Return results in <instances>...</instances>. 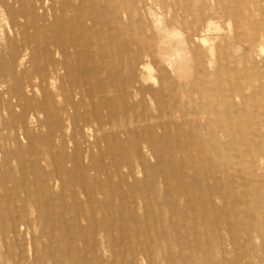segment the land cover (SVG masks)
I'll return each instance as SVG.
<instances>
[{
    "label": "rangeland",
    "instance_id": "374dc122",
    "mask_svg": "<svg viewBox=\"0 0 264 264\" xmlns=\"http://www.w3.org/2000/svg\"><path fill=\"white\" fill-rule=\"evenodd\" d=\"M0 264H264V0H0Z\"/></svg>",
    "mask_w": 264,
    "mask_h": 264
},
{
    "label": "bare ground",
    "instance_id": "6f19581e",
    "mask_svg": "<svg viewBox=\"0 0 264 264\" xmlns=\"http://www.w3.org/2000/svg\"><path fill=\"white\" fill-rule=\"evenodd\" d=\"M107 40L109 42L111 41L110 38L98 40V42H97L98 44H96V46H95L96 50H97V47L102 46ZM68 49H70V47ZM73 49L76 51H79L81 48L79 46H73ZM64 51H65V53L67 52V50H64ZM18 63L20 65H25L27 63L26 55H23L19 59ZM51 80H54V78L49 79L48 81H51ZM29 92L35 93L36 88H31V90L27 91V93H29ZM140 96H141V90L138 89L136 86H134L133 88L130 89L128 94H125V92H124L121 95L120 100H115L114 101L115 104H113V106H108V105L102 106V110L103 111L106 110L108 112L107 114H104V113L98 114L96 119H95V122L91 119L81 117L77 121V124L74 126V130L81 133L82 137H84V135L89 136L90 140H92V143H89L90 148L92 146H95L100 141L99 134H102V135L107 134V127L110 125V123H109L108 119H106V118H111V114L118 109V106H117L118 104L125 103L127 108H133V107H136L139 109L141 108L142 113H146V115L149 117L152 116V115H150L149 111H147V104L144 100H140L136 104V100H138V98ZM132 119H133V114L129 113L126 115V122H127V124H126L127 128L126 129L128 131H132V128H130L128 126V124L130 122H132ZM153 126H155V124ZM140 129H142V131H139V133L136 134L137 137L138 136L142 137V135L144 134V127L141 126ZM140 144H141L140 141H135L133 143V151L135 152L140 163L145 162V160L149 157L155 158V155L148 149V147L140 146Z\"/></svg>",
    "mask_w": 264,
    "mask_h": 264
}]
</instances>
